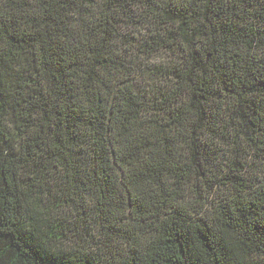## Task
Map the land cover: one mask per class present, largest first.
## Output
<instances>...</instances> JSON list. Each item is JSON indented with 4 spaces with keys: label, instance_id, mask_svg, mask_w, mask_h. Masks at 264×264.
I'll list each match as a JSON object with an SVG mask.
<instances>
[{
    "label": "trees",
    "instance_id": "trees-1",
    "mask_svg": "<svg viewBox=\"0 0 264 264\" xmlns=\"http://www.w3.org/2000/svg\"><path fill=\"white\" fill-rule=\"evenodd\" d=\"M0 264H264V0H0Z\"/></svg>",
    "mask_w": 264,
    "mask_h": 264
},
{
    "label": "rangeland",
    "instance_id": "rangeland-1",
    "mask_svg": "<svg viewBox=\"0 0 264 264\" xmlns=\"http://www.w3.org/2000/svg\"><path fill=\"white\" fill-rule=\"evenodd\" d=\"M87 203V202H86ZM86 205H88V204H86ZM87 209V207L84 209V211L85 212H83V214L81 213L80 215H81V217H83V222L87 225V226H89L90 228L92 227V224H93V220H92V218L89 216V211L88 210H86ZM95 234V233H94Z\"/></svg>",
    "mask_w": 264,
    "mask_h": 264
}]
</instances>
